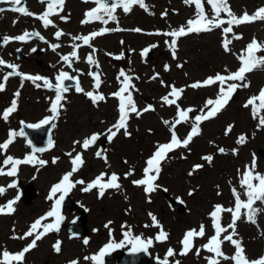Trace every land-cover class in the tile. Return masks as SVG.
Wrapping results in <instances>:
<instances>
[{"label":"rangeland","instance_id":"374dc122","mask_svg":"<svg viewBox=\"0 0 264 264\" xmlns=\"http://www.w3.org/2000/svg\"><path fill=\"white\" fill-rule=\"evenodd\" d=\"M25 2L27 9L32 13L41 14L45 11L46 5L39 0ZM228 2L237 16H241L244 11L252 14L258 8L264 7V0ZM145 3L148 11L136 5L126 14L122 8H117L115 12L117 21L109 20L107 24L99 21L82 24L81 21L86 18L85 13L96 5L91 0L87 3L84 0H68L63 12L60 13V16H66L68 19L65 21L60 19V16H52L55 27L43 28L41 31L45 40H33L28 44L13 40L4 45L3 38L18 37L25 31L34 32L36 28H40L41 21L9 10L0 12V58L17 65L21 73L47 77L53 83L55 76L62 69L79 78L84 92L96 91L89 73L98 72L102 81L99 93L106 98L105 101L94 105L84 93H77L75 87L71 88L64 94L65 99L61 102L63 108L58 119L53 121L55 125L51 139L53 146L47 152L33 153V148L28 145L25 137L19 135L15 137L6 153L0 151V167L6 172L11 169V165L5 167L3 164L6 156L23 160L34 154L38 159L47 161L43 167L21 164L18 166L16 176H0V187L6 189L5 193L0 195V206H5L9 201L19 197L14 205L16 209L14 214L0 215V252L6 249L16 253L30 243L31 237L24 240L12 237L26 233L36 219L45 216L52 208L54 201L47 199L52 186L73 167L70 157L66 155L69 152H73V156L82 153L84 159L83 167L74 173L71 179L74 182L83 180L85 184H77L70 194L73 201L87 211L89 233L76 237L67 230V226L72 224L78 214L65 208L62 213L66 218V226L57 234L49 233L38 241L37 248L26 254L25 264H69L71 260H78L79 264H95L92 260H85V257L97 255L113 240L117 243L124 242V233L127 231H131L133 236L153 240V244L148 248L152 260L162 261L171 248L175 250L176 255L168 258L169 264H175V261H179L180 264H208L205 257H211L213 254L204 250L203 245L214 235L209 213L218 204L225 208L234 207L233 188L240 192L241 199L246 200L240 180L245 167L251 165L253 154L256 157V172L264 174V127L258 125V119H253L251 107H244L250 97L258 95L260 89L264 88V70L257 69L247 74L246 79L250 81L251 86L238 89L216 118L203 122L200 125L201 134L193 138L187 149L179 148L168 154V158L161 163L156 191L146 194L144 187L133 184L134 180L143 178L146 160L153 155L156 146L168 143L171 138L170 125H166L164 121H174L177 109L174 105L167 106L162 102V97L170 91L168 86L174 85L185 89L178 103L184 109L189 107L195 109L190 113V116L194 117L200 114V109L208 98H216L219 85L199 89H193L189 85L214 77L217 73L227 75L225 69L235 72L240 67L237 56L246 45L253 38L264 42V21L234 27V32L243 38L233 40L229 46L231 52H225L222 47L221 29L200 34L192 33L177 40V58L174 59L166 44V41L170 42L173 38L155 33L177 30L186 25L189 19L195 18V5L189 6L184 0H145ZM205 10L211 16L212 11L206 0ZM164 12H167L166 16L162 15ZM221 15L222 18H226L223 13ZM97 28L112 29L111 33L96 37L91 42L96 50L94 57L99 63V68L86 63V57L93 49L84 46L82 41L72 40V37L89 35ZM117 28L122 30H114ZM137 28L142 31H134ZM58 30L64 33L59 40L54 35ZM74 43L81 45L78 49L80 59L73 63V68L78 71H73L61 62V55L71 53ZM49 44H60L61 47L53 52L48 50ZM152 45L156 47H151ZM17 48L28 52L30 56L19 61L12 55ZM33 48L45 49V56L31 54ZM148 48L153 51V59L145 58L141 54ZM121 55L122 59L115 58ZM257 55H264V52ZM39 60L43 62L41 65H38ZM178 64H182L183 67H177ZM166 65L169 70H165ZM121 71H126L127 75L133 77L135 89L132 90V95L141 113L130 114L128 120L130 136H126L121 130L111 142L106 136H102L99 142L88 150H84L79 144L74 145L75 141L82 142L84 138L94 133H106V130L117 122L119 101L112 94L121 87L120 80L123 78L118 79ZM5 74L7 73L0 69V82H3ZM157 74V79L153 80L152 77ZM17 91L20 93L17 111L12 113L6 122L2 119V113L11 106L13 99H17L14 95ZM54 96V91L45 87L37 88L31 81H22L19 76L9 77L5 90L0 92V144L9 139L10 131L19 133L22 123L38 124L51 116L49 109ZM149 105L154 110L144 111ZM261 115H264V112ZM230 125L231 132L226 135L225 130ZM191 126L192 121L178 125L176 127L178 136L181 139L185 138ZM241 135L247 137V142L243 145L237 144V139ZM103 142L107 164L104 159L96 156ZM219 148H224L226 153L221 154ZM233 149H238V154H233ZM208 155L213 156L211 164L202 159ZM54 158L57 160L56 163L52 162ZM197 164L203 167L193 172V166ZM130 170L134 174L125 178V174ZM190 172L193 174L189 175ZM101 173H107L108 176L116 173L120 177L121 189L106 190L103 197L99 196L98 189L84 192L82 189ZM18 181L23 185L31 181L38 191L31 204L26 205L21 200ZM12 183H15L16 187L9 188L8 185ZM164 192L185 203L186 212L179 214L172 208ZM190 192L193 194L189 195ZM254 207L264 209V203L257 201ZM243 212L244 210L241 219L237 221L238 236L234 239H241L248 259L256 260L264 256V211L256 216L255 225L246 222ZM149 213L156 216L168 234L165 242L155 240L159 229L153 226ZM52 222L54 218H49L43 223ZM230 222L231 214L223 213L222 226L227 227ZM201 224L205 226V236L194 239V247L187 255H179L185 233L190 229L199 230ZM227 234H222L221 239ZM85 239L88 240L87 245L84 244ZM57 241L61 244L60 253H56L53 248ZM120 248L129 250L132 245L125 242ZM197 249L200 250L199 256L196 255ZM222 250L229 257L235 252L234 247L227 241L224 242ZM116 263L117 260L104 261V264ZM221 264L234 262L221 259Z\"/></svg>","mask_w":264,"mask_h":264},{"label":"snow or ice","instance_id":"6c2138e0","mask_svg":"<svg viewBox=\"0 0 264 264\" xmlns=\"http://www.w3.org/2000/svg\"><path fill=\"white\" fill-rule=\"evenodd\" d=\"M10 3L14 5L10 10L13 12L20 13L25 16H32L42 22V25L45 28L49 26L55 27L52 16H60V13L64 10V5L66 4V0H39L40 3L45 4V11L41 14H35L29 11L26 5H22V0H0V3ZM84 2H89V0H84ZM92 3L96 5V7L88 10L85 13V19L81 21L82 24H87L94 21H99L103 24H107L109 20L117 21V17L115 12L117 8H122L124 13H129L133 6L138 5L140 8L148 11V6L145 3V0H113L111 4L107 2V0H91ZM186 4L189 6L195 5V18L189 19L186 22V25L181 26L177 30H172L165 33H155L157 35H165L168 37H172L173 39L168 44L172 56L176 59V44L177 40L183 36H187L192 33L200 34L206 32H212L215 29H221L223 33L222 47L225 52H231V48L229 47L233 40L242 39V35H239L234 32V27H239L244 24L255 23L256 21H264V7L258 8L254 13L249 14L247 11L241 16H237L233 11L228 2V0H206L207 5L210 6L212 14L211 16L205 10V0H184ZM4 11V9H0V12ZM224 14L226 18H222L221 14ZM163 16L167 15V12L162 13ZM60 19L67 20L68 17L60 16ZM227 25V27H225ZM114 30H122V29H114ZM112 31L110 29L104 28L100 31H94L89 35H81L72 37L73 41H82L84 46H88L92 48L93 51L89 53L86 57V63L89 66H95L99 68V63L94 57L95 49L92 45V41L101 35L106 34L107 32ZM136 32H141L142 30L137 28L134 29ZM229 34H231V39H229ZM55 38L57 40L60 39L64 35L62 30H58L55 32ZM39 38L40 40H45L43 36L40 35L39 32L29 33L25 31L22 35L18 37H4L3 44L7 45L9 42L16 40L21 42H28L32 38ZM47 42V41H45ZM81 45L74 43L72 45L73 51L69 54L61 55V62L73 71H78L73 68V63L78 62L79 52L78 49ZM51 50L55 52L58 48L61 47L60 44H51ZM151 47H156V45H152ZM151 48L144 49L142 51V56L147 57ZM32 52H36L37 49H31ZM264 52V42L257 41L255 38L252 39L250 43L246 45V47L241 51V53L237 56V59L240 62V67L235 72H230L227 69L225 71L228 73L220 74L217 73L214 77H208L204 81H197L189 87L193 89H199L202 87H210L212 85H219L217 96L215 99L208 98L205 101L204 106L200 109V114L195 115L194 117L190 116V113L194 112L195 109L189 107L184 109L178 103L181 100L182 95L185 91L184 88H177L174 85L168 86L170 87V91L167 95L162 97V102L167 106H175L177 109V116L174 121H164L166 125H170L169 131L171 133V138L168 143L158 144L156 146V150L153 155L146 160V167L143 170V178L139 180H134L133 184L136 186L144 187L146 194H151L152 192L157 190L158 185L156 184V180L159 178L161 172V163L168 158V154L175 151L179 148L187 149L189 144L192 142L193 138L199 136L201 134L200 125L208 120L214 119L217 115L223 111L228 103L232 100L233 95L240 88H248L250 87V81H247V74L260 69L264 70V55H257V53ZM116 59H122L123 56H117ZM0 66L11 69L12 71L5 74L3 76V82H0V92L5 90V84L10 76L16 75L21 77V80L31 81L37 88L45 87L50 91L55 92L54 99L50 105L49 111L51 112V116L46 117L38 124H28L26 127L28 128H41L43 126L52 125L53 121L58 119L60 115V110L63 108V104L61 103L65 99V93L69 91V87L66 85L68 81L75 82V91L77 93H84L94 105L98 104L100 101H105L106 98L103 94L99 93V88L101 86V78L98 72H90L89 74L92 76L94 81V89L96 91L84 92V89L80 86L79 78L73 77L64 70H60L58 74L55 76V83H53L49 78L42 77L40 75H30L21 73L18 70V66L7 63L2 58H0ZM177 67H183L182 64H178ZM165 70H169V67L166 65ZM122 77L120 80L121 87L119 90L112 94L116 99H118V112L119 118L115 124L109 127L106 130V133H94L90 137H86L83 141H75L74 145L79 144L84 150H88L90 147L96 145L97 141L101 139L102 136H106L108 141L111 142L121 130L124 131L126 136H130L128 132V120L131 113H136L140 115V111L137 109L135 101L133 99L132 90L135 89V85L132 83L133 77L127 75L124 71L119 73L118 79ZM158 74L152 77L153 80L157 79ZM138 79V78H137ZM42 83H37V82ZM163 84L164 82L161 81ZM167 86V85H166ZM17 99H13L11 102V106L6 108L2 113V119L4 121H8L9 117L12 113L17 111L18 103L17 100L19 98V91L15 94ZM244 107H251L253 119H258V125L264 127V115H261L264 112V88H261L258 95H254L250 97L245 103ZM154 110V108L149 105L144 111ZM192 121V126L189 134L181 139L177 132L176 127L182 123H188ZM232 126H228L225 130V134H229L231 132ZM24 136L25 133L23 129L19 133L16 131H10L9 139L0 144V151L7 152L9 146L14 142L15 137ZM247 142V137L245 135H241L237 139V144L243 145ZM31 144V141H29ZM53 146L51 139L49 140V148ZM45 149L41 148H33V153L43 152ZM75 151V147L73 148ZM102 151H97L96 156L98 158L104 159L107 164L106 156L102 155ZM218 151L221 154H225L226 150L224 148H219ZM233 154H238V149L232 150ZM66 155L70 157V163L72 164V170L62 176V179L52 186L50 190V195L47 197L48 200H53L54 204L52 208L45 214V216L36 219L29 227V230L21 236H13V239H28L32 238L30 243H28L21 251L16 253H11L4 249L0 252V264H25L26 254L31 250L37 248L38 241L43 239L45 235L50 232H59L61 223L64 220V216L61 214V207L68 196L69 192L76 187L77 184L83 185L85 181L77 180L73 181L71 178L74 173L80 170L83 167L84 159L82 153H76L73 156V152H69ZM209 164L212 163L213 156L208 155L202 157ZM56 163L57 160L54 158L52 161ZM4 166L7 167L11 165V169L7 172L4 168L0 167V176H16L18 172V166L21 164H32V165H40L41 167L47 164V161L42 159H38L34 154L27 156L25 159H16L12 156H6L4 162ZM203 167V165L197 164L193 166V172L199 170ZM256 157L253 154V160L251 165H247L243 172L242 178L240 180V185L244 189V196L246 200L241 199V194L235 188L232 189L235 204L234 207L225 208L223 205H215L213 210L209 213V217L212 220V227L214 229V235H212L208 243L203 245V249L213 255L211 257H205L208 260V264H221V259L223 260H232L234 264H264V256L256 259L249 260L245 254V249L243 247V242L241 239H234V237L238 236L237 233V221L241 219L242 210H244L243 215L246 218V222L251 224H256V216L264 209H260L254 207L257 201L264 203V174L256 172ZM193 172H190L189 175H192ZM134 174L132 170L129 173L125 174V178ZM107 177V179H105ZM120 177L116 173H112L108 176L107 173H101L94 181L87 184L82 190L84 192H90L93 189H98V194L100 197H103L106 190L114 189L120 190L121 184L119 183ZM257 182V183H254ZM9 188L16 187L15 183L9 184ZM6 189L0 187V195L5 193ZM167 191V189H165ZM59 193V196L57 194ZM193 193L190 192L189 195ZM19 197L9 201L7 205L0 206V215H11L14 214L16 209L14 205L17 203ZM230 213L231 214V222L227 225V227L222 226V214ZM149 216L153 222V226L159 229L158 235L155 237V240L158 242H165L167 240L168 234L164 231L163 226L160 225L155 215L149 213ZM49 218H54V222L52 223H43L45 220ZM75 223V220L73 221ZM149 225H145L148 227ZM107 227V225H106ZM42 229V230H41ZM229 229L231 231L229 232ZM228 233L223 236L222 234ZM205 236V226L203 224L200 225L199 230L190 229L188 230L182 241V249L179 255H187L194 247V239L199 237L203 238ZM125 241L121 243H117L114 240L107 244L97 255H93L91 257H85V260H92L95 264H104V257L110 253V251L120 248L124 246V243L132 245V252H146L148 248L153 244L152 239H143L140 236H133L131 231H127L124 233ZM230 242L234 247L235 252L234 255L229 257L226 255L222 246L224 242ZM84 244H88V240H84ZM54 251L56 253L61 252V244L57 241L56 244L53 245ZM200 250L197 249L196 255L199 256ZM176 255L175 250L169 248L165 258L160 261V264H169V257H173ZM69 264H79L78 260H71ZM175 264H180L179 261H175Z\"/></svg>","mask_w":264,"mask_h":264},{"label":"water","instance_id":"95a60500","mask_svg":"<svg viewBox=\"0 0 264 264\" xmlns=\"http://www.w3.org/2000/svg\"><path fill=\"white\" fill-rule=\"evenodd\" d=\"M107 2L112 3L113 0H107ZM0 8L1 9L4 8L3 4H0ZM148 54L151 55L152 53L149 52ZM3 68L7 69L6 67H3ZM66 85L70 86L68 82H66ZM24 130L27 136L30 138L32 145L35 148H41V149L46 150L48 142H49V137L52 131L51 124L47 126H43L39 129L28 128L24 126ZM41 134L43 135L39 137V135ZM36 195H37V192L31 186L25 189L24 188L21 189V196L26 204L31 203ZM170 201H171V204L179 212L181 213L185 212V206L183 203L174 201L173 199H170ZM65 206L71 207L74 212H77V211L81 212V215L75 221L74 226L69 227L70 231H72L74 234H77V235H82L84 233H87V230H86L87 216H86L85 211L81 209L80 207H76L75 204H73L70 201L69 196L65 198L61 209ZM63 222L61 223L60 229L63 227ZM112 251L113 252H110L108 255H106L105 259H115L116 257H118L119 261L117 264H150L151 257L147 251L133 253L132 250L128 252H124L117 248ZM117 251L120 253V255L117 254L118 253ZM156 263L159 264L157 261Z\"/></svg>","mask_w":264,"mask_h":264},{"label":"bare ground","instance_id":"6f19581e","mask_svg":"<svg viewBox=\"0 0 264 264\" xmlns=\"http://www.w3.org/2000/svg\"><path fill=\"white\" fill-rule=\"evenodd\" d=\"M210 35V34H209ZM209 37V36H208ZM192 71V70H191ZM196 82V81H195Z\"/></svg>","mask_w":264,"mask_h":264}]
</instances>
